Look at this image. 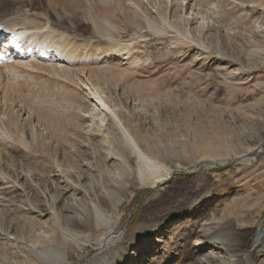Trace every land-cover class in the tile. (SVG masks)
I'll return each mask as SVG.
<instances>
[{
  "label": "rangeland",
  "instance_id": "1",
  "mask_svg": "<svg viewBox=\"0 0 264 264\" xmlns=\"http://www.w3.org/2000/svg\"><path fill=\"white\" fill-rule=\"evenodd\" d=\"M11 11L44 29L0 63V264H30L66 208L97 200L113 223L65 264H98L121 228L104 264H264V0H0ZM122 129L178 171L152 187Z\"/></svg>",
  "mask_w": 264,
  "mask_h": 264
},
{
  "label": "bare ground",
  "instance_id": "2",
  "mask_svg": "<svg viewBox=\"0 0 264 264\" xmlns=\"http://www.w3.org/2000/svg\"><path fill=\"white\" fill-rule=\"evenodd\" d=\"M27 1H29V0H27ZM10 9H11V7H10ZM24 12H26V11H24ZM24 12L18 13V11H17V13L13 14L11 11L10 14L5 13L4 15H0V40L2 41V46L0 48V63H2L3 61H7V58L12 56L13 54H18V57H19V54H21L20 50L26 52L28 47H26V45H25V47L22 46L23 42L25 41V38L30 36V38L35 39V38L39 37V35L42 33L41 32L42 29H44L42 27H35L34 25H31L30 22L27 20L28 18L23 14ZM43 33H44V31H43ZM9 45H11V47H8ZM125 47H127V46H125ZM97 100L99 101L100 99L97 98ZM102 102H104V101H102ZM95 103H97V102H95ZM101 105L104 106L105 103L104 104L101 103ZM109 114L111 115V113H109ZM114 118H115V121L118 124H120L119 120L116 118L115 115H114ZM122 130L124 131V134L126 136L125 137L126 144H124V148L129 147L128 148L129 151L136 156L138 161L140 163L144 164V166L148 170H150V174H148V177L153 178L152 187L167 181L168 178L170 177V175L172 174V172L174 170H177V169L168 170L166 175L164 177H161V175H160L161 173L160 174L158 173V171H159L158 164L155 161H153L150 156L145 154L144 150L140 147V145L138 143H136L134 141V139L129 134H127V132L124 129H122ZM208 149L209 148H207V150ZM203 150H206V149H203ZM210 150L212 151L211 148H210ZM118 153L122 159V162L124 164H126L127 159H126L124 153L121 151ZM242 153H244V152H242ZM158 154H160V153H158ZM250 154H252V152L241 154L238 156V159L243 160V159L247 158V156ZM209 155H210V153H209ZM202 160L207 161L209 164H217L216 161H214L210 158L209 159H202ZM143 168H144L143 166L138 168V178H139V181L141 183L143 181L147 180L146 175L144 173L145 170ZM106 196H107V199H108L112 209L118 210L121 203H122V198H120L119 196H118V198L110 196L108 191H106ZM65 212L67 213V215H73V217L69 216L70 218L68 219V222L63 223L65 225V227L64 226H63V228L60 227V226H62L61 224H60V226L57 227V233L55 234L53 239L50 242H48L49 243L48 246L41 247V248L38 247V249H36L37 247L29 245V249L27 251L29 252L30 255H28V256H31L33 258V259H31V263L29 262L30 264H65V261L67 260V252L65 251L66 250L65 247L72 244V245H75V246L81 248V245L83 243H88V235L86 233L87 228L93 227V226L95 228H100V227H104V226H109L113 223L111 216L106 214L105 209L101 208L98 200L95 203H93V205L90 206L89 208H79V209H77V208L76 209L75 208H66ZM71 213H73V214H71ZM56 222H57V224L60 223V222H58V220ZM260 229H261V227H260ZM123 232H124V230H123V228H121L120 230L110 229V230H107V231L101 233L100 237L97 239L98 244H97V248H96V252H98L97 256L99 257L98 264H104L106 257L111 252L110 248L113 247L116 249L118 247L117 243H119ZM260 234H261V231H257V234L255 235V238H254V243H253L255 246L257 245L258 240L260 241V244L262 242V238L264 235H262V238L260 239L259 238ZM5 239H6V237H5ZM80 242H82V244ZM57 244H60L59 245L60 247ZM260 244L258 245L259 247H260ZM197 247H199V246L197 245ZM104 251H107V253H105ZM198 262H199V264H203V260H201V259Z\"/></svg>",
  "mask_w": 264,
  "mask_h": 264
},
{
  "label": "water",
  "instance_id": "3",
  "mask_svg": "<svg viewBox=\"0 0 264 264\" xmlns=\"http://www.w3.org/2000/svg\"><path fill=\"white\" fill-rule=\"evenodd\" d=\"M177 171H178V170H177ZM174 172H175V171H173L172 173H174ZM263 233H264V228L261 230V234H260V236H259L260 239L262 238ZM259 244H260V241L258 240V241H257V245H256V247H257Z\"/></svg>",
  "mask_w": 264,
  "mask_h": 264
}]
</instances>
